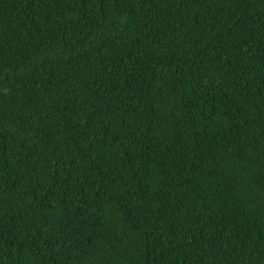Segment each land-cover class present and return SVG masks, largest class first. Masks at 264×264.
<instances>
[{"label": "trees", "instance_id": "trees-1", "mask_svg": "<svg viewBox=\"0 0 264 264\" xmlns=\"http://www.w3.org/2000/svg\"><path fill=\"white\" fill-rule=\"evenodd\" d=\"M0 264H264V0H0Z\"/></svg>", "mask_w": 264, "mask_h": 264}]
</instances>
